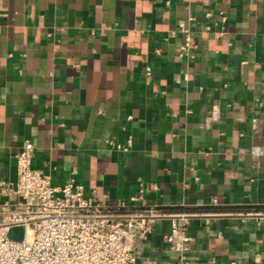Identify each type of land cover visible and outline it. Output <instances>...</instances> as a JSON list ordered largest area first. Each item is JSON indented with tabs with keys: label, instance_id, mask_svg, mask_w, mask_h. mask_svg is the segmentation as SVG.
I'll return each instance as SVG.
<instances>
[{
	"label": "crops",
	"instance_id": "1",
	"mask_svg": "<svg viewBox=\"0 0 264 264\" xmlns=\"http://www.w3.org/2000/svg\"><path fill=\"white\" fill-rule=\"evenodd\" d=\"M25 142L103 206L194 215L188 264H264V0H0V181ZM170 227L137 264H178Z\"/></svg>",
	"mask_w": 264,
	"mask_h": 264
},
{
	"label": "built area",
	"instance_id": "2",
	"mask_svg": "<svg viewBox=\"0 0 264 264\" xmlns=\"http://www.w3.org/2000/svg\"><path fill=\"white\" fill-rule=\"evenodd\" d=\"M179 26L186 36L180 57L189 56L191 29L185 22ZM147 75L151 78L152 72ZM131 147L129 139L117 149ZM254 154L263 150L257 147ZM33 159L34 145L25 142L15 157L16 182L0 181V264H137L134 243L152 235L161 219L171 220L165 243L178 255V264H188L194 215L142 209L136 196L103 206L74 180L55 185L33 167ZM14 228H24L22 241L9 237Z\"/></svg>",
	"mask_w": 264,
	"mask_h": 264
},
{
	"label": "water",
	"instance_id": "3",
	"mask_svg": "<svg viewBox=\"0 0 264 264\" xmlns=\"http://www.w3.org/2000/svg\"><path fill=\"white\" fill-rule=\"evenodd\" d=\"M24 233V228H14L10 231L9 237L15 241H22Z\"/></svg>",
	"mask_w": 264,
	"mask_h": 264
},
{
	"label": "trees",
	"instance_id": "4",
	"mask_svg": "<svg viewBox=\"0 0 264 264\" xmlns=\"http://www.w3.org/2000/svg\"><path fill=\"white\" fill-rule=\"evenodd\" d=\"M258 210H260V209H258Z\"/></svg>",
	"mask_w": 264,
	"mask_h": 264
}]
</instances>
